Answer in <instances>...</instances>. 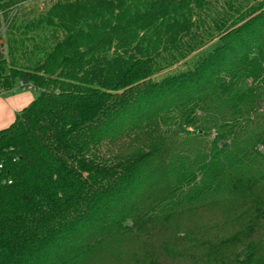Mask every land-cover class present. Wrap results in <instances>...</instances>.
<instances>
[{
    "label": "trees",
    "instance_id": "obj_1",
    "mask_svg": "<svg viewBox=\"0 0 264 264\" xmlns=\"http://www.w3.org/2000/svg\"><path fill=\"white\" fill-rule=\"evenodd\" d=\"M0 38V264H264V0H0Z\"/></svg>",
    "mask_w": 264,
    "mask_h": 264
},
{
    "label": "crops",
    "instance_id": "obj_2",
    "mask_svg": "<svg viewBox=\"0 0 264 264\" xmlns=\"http://www.w3.org/2000/svg\"><path fill=\"white\" fill-rule=\"evenodd\" d=\"M34 99V95L28 91L13 92L0 96V130L9 127L16 115Z\"/></svg>",
    "mask_w": 264,
    "mask_h": 264
},
{
    "label": "rangeland",
    "instance_id": "obj_3",
    "mask_svg": "<svg viewBox=\"0 0 264 264\" xmlns=\"http://www.w3.org/2000/svg\"><path fill=\"white\" fill-rule=\"evenodd\" d=\"M1 44H3V47H1ZM0 53H3V54H5V46H4V43H3V39H1L0 38ZM182 64H180L179 66H178V68L177 69H181L182 68ZM173 71V69L172 70H170L169 72H172ZM16 91L17 92H22V91H28V92H30L31 94H33L34 95V93L31 91V90H28V89H19V87L17 86L16 87ZM207 213H202L201 214V216L202 217H199L196 221L195 220H192V221H190V220H188V221H186V222H190V223H192L193 225H194V223H196L198 226H196V228H203L204 226H205V224H212V223H210L209 222V214H207ZM186 222H184V224L183 225H181V224H174V226L176 227V228H178V229H180V228H182V227H184V225L186 224ZM213 222H215V220H213ZM229 229H232V230H234V226H229ZM223 250L225 251V247H223ZM215 251V250H214ZM110 264H114V263H110Z\"/></svg>",
    "mask_w": 264,
    "mask_h": 264
},
{
    "label": "built area",
    "instance_id": "obj_4",
    "mask_svg": "<svg viewBox=\"0 0 264 264\" xmlns=\"http://www.w3.org/2000/svg\"><path fill=\"white\" fill-rule=\"evenodd\" d=\"M28 90H32L30 87L27 88Z\"/></svg>",
    "mask_w": 264,
    "mask_h": 264
},
{
    "label": "water",
    "instance_id": "obj_5",
    "mask_svg": "<svg viewBox=\"0 0 264 264\" xmlns=\"http://www.w3.org/2000/svg\"><path fill=\"white\" fill-rule=\"evenodd\" d=\"M1 47H3V44H1Z\"/></svg>",
    "mask_w": 264,
    "mask_h": 264
}]
</instances>
